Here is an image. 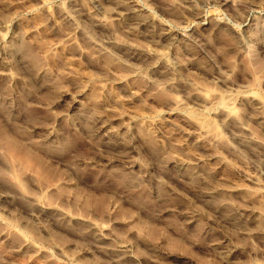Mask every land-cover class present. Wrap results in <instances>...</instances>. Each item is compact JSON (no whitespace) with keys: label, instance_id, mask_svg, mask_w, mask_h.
I'll list each match as a JSON object with an SVG mask.
<instances>
[{"label":"clouds","instance_id":"clouds-1","mask_svg":"<svg viewBox=\"0 0 264 264\" xmlns=\"http://www.w3.org/2000/svg\"><path fill=\"white\" fill-rule=\"evenodd\" d=\"M0 264H264V0H0Z\"/></svg>","mask_w":264,"mask_h":264}]
</instances>
